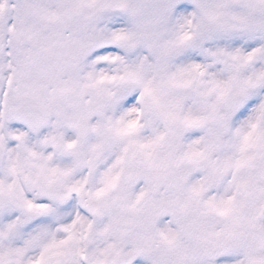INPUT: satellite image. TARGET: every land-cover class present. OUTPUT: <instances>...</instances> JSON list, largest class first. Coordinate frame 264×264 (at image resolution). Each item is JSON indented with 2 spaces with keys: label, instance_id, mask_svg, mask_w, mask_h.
I'll return each mask as SVG.
<instances>
[{
  "label": "snow or ice",
  "instance_id": "obj_1",
  "mask_svg": "<svg viewBox=\"0 0 264 264\" xmlns=\"http://www.w3.org/2000/svg\"><path fill=\"white\" fill-rule=\"evenodd\" d=\"M0 264H264V0H0Z\"/></svg>",
  "mask_w": 264,
  "mask_h": 264
}]
</instances>
